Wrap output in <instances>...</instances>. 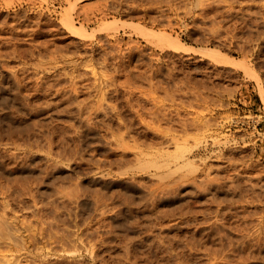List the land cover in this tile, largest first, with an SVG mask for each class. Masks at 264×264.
I'll return each mask as SVG.
<instances>
[{
  "label": "rangeland",
  "instance_id": "obj_1",
  "mask_svg": "<svg viewBox=\"0 0 264 264\" xmlns=\"http://www.w3.org/2000/svg\"><path fill=\"white\" fill-rule=\"evenodd\" d=\"M0 86V264H264V0H0Z\"/></svg>",
  "mask_w": 264,
  "mask_h": 264
},
{
  "label": "bare ground",
  "instance_id": "obj_2",
  "mask_svg": "<svg viewBox=\"0 0 264 264\" xmlns=\"http://www.w3.org/2000/svg\"><path fill=\"white\" fill-rule=\"evenodd\" d=\"M65 18V17H64ZM69 20V19H68ZM65 21H67V19L65 20ZM64 21V22H65ZM69 22V28H72V31L73 30H75V29H73V25L70 23V21H68ZM66 23V22H65ZM68 28V29H69ZM71 30V29H70ZM14 31V30H13ZM73 33H75V31H73ZM175 46V49H178V50H182L183 52H185V51H187V50H185L184 48H182V47H179V46H177V45H173V47ZM41 68V67H40ZM7 69V68H6ZM28 69V68H27ZM14 70V69H13ZM10 71V70H9ZM18 72V71H17ZM47 73V72H46ZM44 76V75H43ZM8 79V78H7ZM16 79V78H15ZM42 79V78H41ZM10 82V81H9ZM13 82V81H12ZM25 85V84H24ZM10 86V85H9ZM1 87V86H0ZM16 91V90H15ZM44 91V90H43ZM260 92V91H259ZM15 93V92H14ZM22 93V92H21ZM76 94V93H75ZM261 94V93H260ZM261 101H262V103L264 104V95L262 94V96H261ZM106 115V114H105ZM92 116V115H91ZM107 118V117H106ZM85 119H87V118H85ZM117 119V118H116ZM115 120V119H114ZM86 121V120H85ZM99 122V121H98ZM105 123V122H104ZM176 144V143H175ZM125 146V145H124ZM178 147V146H177ZM176 147V148H177ZM127 149V148H126ZM52 156V155H51ZM52 158V157H51ZM182 158V157H181ZM58 159V158H57ZM177 159V158H176ZM56 160V159H55ZM175 161H177V160H175ZM166 162V161H165ZM185 163H186V161H184ZM175 163V162H174ZM177 163V162H176ZM55 164V163H54ZM141 164V163H140ZM168 164H169V162H168ZM153 165V164H152ZM166 164H164V166H165ZM167 166V165H166ZM148 167V166H147ZM154 167V166H153ZM146 168V167H145ZM144 168V169H145ZM156 168V167H155ZM165 168V167H164ZM168 168V167H167ZM169 170V169H168ZM166 172H168V171H166ZM99 176V175H98ZM162 176V175H161ZM218 182V181H217ZM175 183V182H174ZM159 184V183H158ZM222 185V184H221ZM167 187V186H166ZM171 188V187H170ZM6 189V188H5ZM9 189V188H8ZM168 189V188H167ZM172 189V188H171ZM7 190V189H6ZM26 190V189H25ZM166 190V189H165ZM164 190V191H165ZM167 191H169V190H167ZM152 192V191H151ZM99 193V192H98ZM155 193V192H154ZM153 193V194H154ZM169 193V192H168ZM3 194V193H2ZM6 194V193H5ZM149 194V193H148ZM157 194V193H156ZM160 195V194H159ZM3 196V195H2ZM77 196V195H76ZM87 196V195H86ZM109 196V195H108ZM111 196V195H110ZM4 197V196H3ZM83 197V196H82ZM103 197V196H102ZM159 197V196H158ZM75 198V197H74ZM98 198H99V196H98ZM97 197L96 198H94V199H98ZM104 198V197H103ZM106 198V197H105ZM108 198V197H107ZM110 198V197H109ZM71 199V198H70ZM81 199V198H80ZM93 199V200H94ZM102 200L103 199H101V202H102ZM121 200V199H120ZM80 201V200H79ZM95 201V200H94ZM106 201V200H105ZM109 201V200H108ZM124 201V200H123ZM75 202V201H74ZM97 202V201H96ZM120 202V201H119ZM150 202H151V200H150ZM79 203V202H78ZM95 203V202H94ZM105 203V202H104ZM110 203V202H109ZM121 203V202H120ZM96 205H98L97 203H95ZM94 204V205H95ZM128 204V203H127ZM5 207V206H4ZM4 207H3V209H4ZM97 207V206H96ZM113 207H114V205H113ZM5 208H7V207H5ZM95 208V207H94ZM100 208H102V207H100ZM117 208H119V207H117ZM132 208V207H131ZM2 209V210H3ZM97 209V208H96ZM113 209V208H112ZM111 209V210H112ZM1 210V211H2ZM5 210V209H4ZM77 210V209H76ZM95 210V209H94ZM103 210V209H102ZM110 210V209H109ZM0 211V212H1ZM66 211V210H65ZM69 212H71V211H69ZM84 212V211H83ZM35 213V212H34ZM55 213V212H54ZM53 213V214H54ZM82 213V212H81ZM97 213V212H96ZM105 213V212H104ZM1 215H3V214H1ZM0 215V216H1ZM57 215V214H56ZM98 215V214H97ZM5 216V215H4ZM4 216H3V218L2 219H4ZM80 216V215H79ZM121 216V215H120ZM136 217V216H135ZM162 217V216H161ZM99 218V217H98ZM109 218V217H108ZM111 218V217H110ZM64 219V218H63ZM66 219V218H65ZM69 219V218H68ZM77 219V218H76ZM86 219V218H85ZM96 219H97V217H96ZM7 220V219H6ZM88 220V219H87ZM72 221V220H71ZM102 221V220H101ZM114 221V220H113ZM2 222H4V221H2L1 220V222H0V225L2 224ZM70 222V221H69ZM5 223H6V221H5ZM56 223V222H55ZM81 223V222H80ZM158 224V223H157ZM6 224H2L1 226H0V232H1V235H2V238H7L8 240H9V238H10V234H13V233H11V231H10V228H8V227H10V226H5ZM67 225V224H66ZM74 225V224H73ZM57 226V225H56ZM78 227V226H77ZM12 228H13V226H12ZM90 228V227H89ZM221 228V227H220ZM255 228H256V226H255ZM14 229H15V226H14ZM13 229V230H14ZM75 229V228H74ZM12 230V229H11ZM152 230V229H151ZM62 231V230H61ZM64 231V230H63ZM66 231V230H65ZM75 231V230H74ZM223 231V230H222ZM18 232V231H17ZM25 232V231H24ZM50 232V231H49ZM151 232V231H150ZM52 233V232H51ZM258 233V232H257ZM104 234V233H103ZM108 234V233H107ZM247 234V233H246ZM249 234V233H248ZM253 234V233H252ZM252 234H250V235H252ZM256 234V233H255ZM70 235V234H69ZM95 235H96V233H95ZM100 235V234H99ZM219 235H220V233H219ZM3 236H5V237H3ZM16 236H17V234H16ZM19 236V235H18ZM62 236V235H61ZM61 236H60V238H61ZM68 236V235H67ZM74 236V235H73ZM221 236V235H220ZM13 237H14V235H13ZM20 237V236H19ZM55 237V236H54ZM72 237V236H71ZM106 237V236H105ZM259 237V236H258ZM113 238V237H112ZM247 238V237H246ZM254 238V237H253ZM6 239V240H7ZM20 239V238H19ZM56 239V237L54 238V240ZM62 239H63V236H62ZM68 239V238H67ZM66 239V240H67ZM77 239V238H76ZM99 239V238H98ZM221 239V238H220ZM3 240V239H2ZM7 240V241H8ZM16 240V239H15ZM20 240H22V239H20ZM59 240V239H58ZM80 240V239H79ZM159 240V239H158ZM162 240V239H161ZM164 240V239H163ZM162 240V241H163ZM12 241V240H11ZM10 241V242H11ZM31 241V240H30ZM64 241V240H63ZM63 241H61V242H63ZM98 241V240H97ZM110 241V240H109ZM194 241V240H193ZM196 241V240H195ZM210 241H211V239H210ZM13 243V245L12 246H15L16 244L14 243V241H12ZM55 242H56V240H55ZM59 242V241H58ZM67 242V241H66ZM65 242V243H66ZM122 242V241H121ZM213 242V241H212ZM230 242V241H229ZM258 242V241H257ZM7 243V242H6ZM19 243V242H18ZM42 243V242H41ZM71 243V242H70ZM102 243V242H101ZM205 243V242H204ZM20 244V243H19ZM54 244V243H53ZM60 244V243H59ZM64 244V243H63ZM62 244V245H63ZM72 244V243H71ZM198 244V243H197ZM201 244H203V243H201ZM218 244V243H217ZM227 244V243H226ZM229 244V243H228ZM240 244V243H239ZM34 245V244H33ZM61 245V246H62ZM67 245V244H66ZM79 245V244H78ZM82 245V244H81ZM90 245V244H89ZM261 245V244H260ZM8 246V245H7ZM20 246H23V245H20ZM58 246V245H57ZM70 246H72V245H70ZM75 246V245H74ZM88 246V245H87ZM105 246H107V245H105ZM108 246H109V244H108ZM121 246V245H120ZM207 246V245H206ZM205 246V247H206ZM18 247H19V245H18ZM38 247H39V245H38ZM63 247V246H62ZM91 247H93V246H91ZM195 247V246H194ZM207 247H209V246H207ZM219 247V246H218ZM229 247V246H228ZM258 247V246H257ZM5 248V247H4ZM10 248V247H9ZM13 248H15V247H13ZM51 248V247H50ZM50 248H48V249H50ZM72 248V247H71ZM70 248V249H71ZM89 248V247H88ZM104 248V247H103ZM130 248V247H129ZM220 248V247H219ZM231 248V247H230ZM243 248V247H242ZM17 249V248H16ZM20 249H22L21 247H20ZM24 249V248H23ZM41 249V247L39 248V250ZM47 249V248H46ZM60 249V248H59ZM73 249V248H72ZM76 249V248H75ZM78 249V248H77ZM92 249V248H91ZM114 249V248H113ZM198 249V248H197ZM244 249V248H243ZM27 250H29V249H27ZM38 250V249H37ZM61 250V249H60ZM161 250V249H160ZM178 250V249H177ZM216 250V249H215ZM220 250H221V248H220ZM8 251V250H7ZM6 251V252H7ZM17 251V250H16ZM21 251V250H20ZM47 251H49V250H47ZM53 251V250H52ZM67 251V250H66ZM79 251V250H78ZM111 251V250H110ZM195 251V250H194ZM203 251V250H202ZM250 251V250H249ZM39 252V251H38ZM42 252V251H41ZM56 252V251H55ZM60 252V251H59ZM69 252H71V251H69ZM69 252H67V254H69ZM124 252H126V251H124ZM215 252V251H214ZM2 254H3V252H1ZM4 253H5V251H4ZM17 253V252H16ZM57 253V252H56ZM66 253V252H65ZM72 253V252H71ZM78 253V252H77ZM86 253V252H85ZM90 253V252H89ZM197 253V252H196ZM247 253V252H246ZM246 253H245V255H246ZM8 254V253H7ZM72 254H74V251H73V253ZM172 254V253H171ZM210 254V253H209ZM231 254V253H230ZM22 255V254H21ZM44 255V254H43ZM75 255V254H74ZM117 255V254H116ZM137 255V254H136ZM162 255V254H161ZM167 255V254H166ZM165 255V256H166ZM47 256V255H46ZM111 256V255H110ZM178 256H179V254H178ZM203 256V255H202ZM217 256V255H216ZM230 256V255H229ZM255 256V255H254ZM18 257V256H17ZM27 257V256H26ZM55 257V256H54ZM89 257H91V256H89ZM149 257V256H148ZM214 257V256H213ZM239 257V256H238ZM1 258V257H0ZM8 258V257H7ZM6 258V259H7ZM56 258V257H55ZM59 258V257H58ZM92 258V257H91ZM107 258V257H106ZM124 258V257H123ZM240 258V257H239ZM251 258H252V256H251ZM259 258H261V257H259ZM2 259H3V257H2ZM4 259H5V257H4ZM9 259V258H8ZM8 259L5 261V262H7L8 261ZM24 259V258H23ZM135 259V258H134ZM173 259V258H172ZM231 259V258H230ZM248 259V258H247ZM10 260V259H9ZM75 260V259H74ZM82 260V259H81ZM119 260V259H118ZM220 260V259H219ZM225 260V259H224ZM256 260V259H255ZM2 261V260H1ZM4 261V260H3ZM11 261V260H10ZM73 261V260H72ZM111 261V260H110ZM142 261V260H141ZM154 261H156V260H154ZM222 261V260H221ZM230 261V260H229ZM248 262H249V259L247 260ZM128 262V261H127ZM133 262V261H132ZM144 262V261H143ZM170 262V261H169ZM173 262V261H172ZM210 263H211V261H209ZM245 262H246V259H245ZM14 263V262H13ZM13 263H11V264H13ZM15 263H16V261H15ZM177 263V262H176ZM225 263V262H224ZM262 263V262H261ZM8 264V263H7ZM149 264V263H148ZM170 264H171V262H170ZM226 264V263H225ZM232 264V263H231ZM234 264V263H233ZM241 264H243V263H241ZM247 264V263H246Z\"/></svg>",
  "mask_w": 264,
  "mask_h": 264
}]
</instances>
